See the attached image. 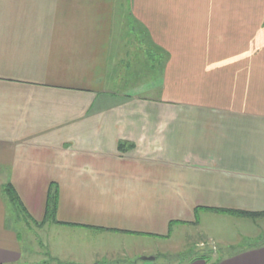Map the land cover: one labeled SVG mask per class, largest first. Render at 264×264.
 I'll return each instance as SVG.
<instances>
[{
	"label": "crops",
	"instance_id": "crops-1",
	"mask_svg": "<svg viewBox=\"0 0 264 264\" xmlns=\"http://www.w3.org/2000/svg\"><path fill=\"white\" fill-rule=\"evenodd\" d=\"M125 1L162 55L129 93L116 0H0V264L22 256L7 184L36 221L52 191L57 228L147 241L264 213V0ZM229 244L184 264H264V237Z\"/></svg>",
	"mask_w": 264,
	"mask_h": 264
},
{
	"label": "rangeland",
	"instance_id": "rangeland-1",
	"mask_svg": "<svg viewBox=\"0 0 264 264\" xmlns=\"http://www.w3.org/2000/svg\"><path fill=\"white\" fill-rule=\"evenodd\" d=\"M115 7L111 46L113 51H118L115 56L121 60L122 68L118 72L123 81L111 87L129 93L136 87L132 85L134 82L158 78L162 55L153 54L139 39L127 1L116 0ZM152 96L158 100V93ZM151 99L154 98L144 100ZM7 215L10 227L20 239L19 264H184L193 255H224L231 251V242L264 237V217L253 220L200 214L194 224L172 228L167 239L147 241L119 234L68 231L57 228L53 218L36 221L23 207L18 210L10 204ZM141 251L146 254L140 256ZM142 258H154V261Z\"/></svg>",
	"mask_w": 264,
	"mask_h": 264
},
{
	"label": "trees",
	"instance_id": "trees-1",
	"mask_svg": "<svg viewBox=\"0 0 264 264\" xmlns=\"http://www.w3.org/2000/svg\"><path fill=\"white\" fill-rule=\"evenodd\" d=\"M3 193L8 197L9 201L12 203L13 206H15L18 210L21 209V207H23L22 203L20 202L18 196L16 195L14 189L12 188V186L10 184L5 185L3 188ZM53 190V188H52ZM53 192L49 191V195L47 198V203H46V209H45V218L43 220V222H45V219L47 218H54V213H55V203H56V196H54V194H52ZM236 215H239L241 217H245V218H251L253 220L258 219V218H263L264 217V213H259V214H247V213H238ZM256 246V245H254ZM199 258L203 259V260H207L205 255H199Z\"/></svg>",
	"mask_w": 264,
	"mask_h": 264
},
{
	"label": "water",
	"instance_id": "water-1",
	"mask_svg": "<svg viewBox=\"0 0 264 264\" xmlns=\"http://www.w3.org/2000/svg\"><path fill=\"white\" fill-rule=\"evenodd\" d=\"M143 261H149V262H152L154 261V258H142Z\"/></svg>",
	"mask_w": 264,
	"mask_h": 264
}]
</instances>
